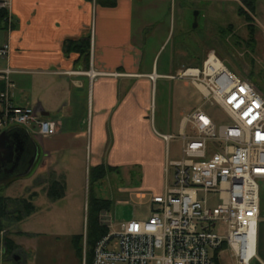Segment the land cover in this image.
<instances>
[{
	"label": "crops",
	"instance_id": "crops-1",
	"mask_svg": "<svg viewBox=\"0 0 264 264\" xmlns=\"http://www.w3.org/2000/svg\"><path fill=\"white\" fill-rule=\"evenodd\" d=\"M8 1L13 27L8 31L0 18V48L5 44L10 47L9 57H0V92L3 71L14 69L15 104L48 113L44 118L56 122L59 132L41 138L35 126L8 131L36 145L38 154L30 171L26 173L28 165L22 175L9 178L0 193L13 200L32 201L37 209L34 202L40 194L47 195L51 178L64 180L67 189L66 172L79 150L76 137L88 132L92 167L104 165L118 172L137 169L142 181L154 176L161 184V191L152 193L151 198L163 194L168 144L162 137L165 134L154 132L148 110L157 79H173L174 75L158 72L159 52L153 59L146 58L144 36L157 24L154 19L170 0H117L112 8L99 0ZM222 2L236 5L241 0ZM261 11L264 23V0L257 2L254 13L257 25L264 29L258 21ZM3 12L0 10V17ZM87 36L92 37L88 61L79 54L65 52L68 40ZM206 54L201 57L205 59ZM188 58L187 53L181 54L178 61L173 56L171 68L178 73L182 65L196 67L199 61ZM91 71L97 76L90 77ZM152 74L155 82L149 79ZM20 180L26 184L22 198L6 195V190ZM136 192L141 199L147 197L144 191ZM14 229L17 224L9 229L8 237L18 249L7 264H28L30 257L17 241ZM257 257L264 264V231L261 244L258 237Z\"/></svg>",
	"mask_w": 264,
	"mask_h": 264
},
{
	"label": "built area",
	"instance_id": "built-area-1",
	"mask_svg": "<svg viewBox=\"0 0 264 264\" xmlns=\"http://www.w3.org/2000/svg\"><path fill=\"white\" fill-rule=\"evenodd\" d=\"M10 2L0 0L8 31L13 18ZM8 44L0 57L8 58ZM17 71L2 73L0 134L35 126L41 138L59 132L32 107L14 102ZM94 78L97 73H88ZM173 79L189 80L204 103L180 122V134L162 135L168 144L165 187L151 198L150 216L116 224L109 210L98 215L107 230L95 245L91 264H214L217 253L229 251L236 264H251L257 256L261 214L260 182L264 181V96L248 79L234 73L213 51L201 67H187ZM153 82L154 74L149 76ZM217 104L228 116L218 125L204 110ZM182 140L181 158L170 160L169 143ZM115 230V231H112ZM7 231L0 232L5 261ZM255 254L249 257L252 250ZM86 264V260H84Z\"/></svg>",
	"mask_w": 264,
	"mask_h": 264
},
{
	"label": "rangeland",
	"instance_id": "rangeland-1",
	"mask_svg": "<svg viewBox=\"0 0 264 264\" xmlns=\"http://www.w3.org/2000/svg\"><path fill=\"white\" fill-rule=\"evenodd\" d=\"M214 1L170 0L164 11L158 13L154 19L157 24L149 26L151 28L145 33L146 58L153 59L159 52L156 58L158 72L176 76L178 73L170 65L173 56L178 61L181 54L187 53L188 60L196 59L199 62L195 66L200 67L206 59L201 54L207 53V57L214 51L234 73L251 81L264 96V29L259 28L254 13L250 12L256 28V42L251 45L248 23L238 14L242 3L234 5L222 2L223 0ZM262 15L263 11L258 13V21L263 25ZM257 38H261L260 41ZM187 67L192 66L182 65L181 69ZM150 103L148 116L154 132L179 136L182 118L203 105L204 99L189 80L162 78L157 79L153 87ZM204 110L218 125L229 122L227 114L217 104L210 103ZM76 145L79 150L66 172L65 198L52 201L47 195L40 194V198L34 202L36 211L14 229L17 231V241L30 257L28 264H84L86 254L90 251L87 245L90 216L88 199L89 170L93 164L90 162L87 146L88 132L80 133L76 137ZM181 147L180 138L170 141V160L181 158ZM138 173L140 172L137 169L109 172L104 180L93 187L94 194L111 201L109 212L117 226L115 230L133 220L148 219L152 211L151 195L161 191V184L156 177H146L142 181V174ZM32 182L33 179L30 180L31 184ZM7 183L5 180L0 185ZM25 186L20 180L7 189L5 194L22 198ZM260 188L262 194L258 237L261 244V233L264 231V222H261L264 219V181L260 182ZM136 191L146 192L147 197L141 199ZM77 235H84L83 262L77 257L74 248L73 238ZM220 261L221 264H236L229 251L221 253ZM251 264H260L257 256Z\"/></svg>",
	"mask_w": 264,
	"mask_h": 264
},
{
	"label": "trees",
	"instance_id": "trees-1",
	"mask_svg": "<svg viewBox=\"0 0 264 264\" xmlns=\"http://www.w3.org/2000/svg\"><path fill=\"white\" fill-rule=\"evenodd\" d=\"M260 0H241L242 5L238 10V14L245 18L248 23V28L250 30L251 40L250 44L253 45L255 40L256 28L254 24V19L251 16L250 12L255 13L256 4ZM104 6L115 7L117 5V0H99ZM5 12L2 13L1 19L5 21ZM6 24V22H5ZM92 37L87 36L81 40H68L65 43V52L67 54H79L81 57H84L87 61L91 56V45ZM257 87V86H256ZM258 88V87H257ZM259 90V88H258ZM260 91V90H259ZM117 168L106 167L104 165L92 167L89 172V182H90V191H89V224L87 230V245L90 247L89 253L86 254V264H91L93 259V250L96 243L107 234V230L101 228L98 222L99 213L106 209L109 210L112 206L110 200L103 199L94 194L93 187L97 183L104 180L109 172L116 171ZM7 186L5 185H0ZM3 190V187H2ZM262 194V193H261ZM66 195V183L64 180H59L51 178L48 189L47 196L52 201H57L63 199ZM36 211L35 205L32 201L25 199L13 200L12 198L6 197L0 193V232L3 230L7 231L6 243V255L5 261L8 262L10 257L16 253L18 246L8 237L9 229L18 225L25 218L30 217ZM84 235H77L74 239V248L76 250L77 257L83 262V241ZM214 264H221L220 256L217 253L215 256Z\"/></svg>",
	"mask_w": 264,
	"mask_h": 264
},
{
	"label": "flooded vegetation",
	"instance_id": "flooded-vegetation-1",
	"mask_svg": "<svg viewBox=\"0 0 264 264\" xmlns=\"http://www.w3.org/2000/svg\"><path fill=\"white\" fill-rule=\"evenodd\" d=\"M11 135V139L16 146V153L12 161L7 158L0 160V183H5V180L11 177L22 175V169L30 165L38 154L36 145L31 144L21 134L11 133Z\"/></svg>",
	"mask_w": 264,
	"mask_h": 264
},
{
	"label": "water",
	"instance_id": "water-1",
	"mask_svg": "<svg viewBox=\"0 0 264 264\" xmlns=\"http://www.w3.org/2000/svg\"><path fill=\"white\" fill-rule=\"evenodd\" d=\"M42 117L48 116V113H43L41 110L38 111ZM11 134H9L8 132H3L2 134H0V160L7 158L9 161H12L14 159L16 150H15V144L11 139ZM24 149V148H23ZM22 149V151H23ZM37 158V155L35 156V158L33 159V161L30 163L29 166V170L26 172L28 173L30 171V169L33 166V162L35 161V159Z\"/></svg>",
	"mask_w": 264,
	"mask_h": 264
},
{
	"label": "bare ground",
	"instance_id": "bare-ground-1",
	"mask_svg": "<svg viewBox=\"0 0 264 264\" xmlns=\"http://www.w3.org/2000/svg\"><path fill=\"white\" fill-rule=\"evenodd\" d=\"M254 254H255V249L252 248V250H251V252H250V254H249V257L252 256V255H254Z\"/></svg>",
	"mask_w": 264,
	"mask_h": 264
}]
</instances>
